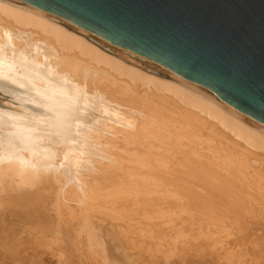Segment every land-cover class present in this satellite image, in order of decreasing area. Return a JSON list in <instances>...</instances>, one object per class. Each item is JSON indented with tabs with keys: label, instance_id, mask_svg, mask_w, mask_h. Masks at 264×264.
I'll list each match as a JSON object with an SVG mask.
<instances>
[{
	"label": "bare ground",
	"instance_id": "bare-ground-1",
	"mask_svg": "<svg viewBox=\"0 0 264 264\" xmlns=\"http://www.w3.org/2000/svg\"><path fill=\"white\" fill-rule=\"evenodd\" d=\"M15 41L43 67L34 69L43 84L28 88L55 95L64 116L77 111L75 134L82 142L95 133L89 130L95 124L123 135L136 126L137 132L126 136L137 148L124 155L121 168L126 162L133 167L122 175L103 172L95 178L87 167L74 169V144L59 166L55 153L28 133L23 136L27 129L21 127L20 142L0 148V264H48L41 250L56 256L52 264H173L178 256L179 264H188L189 234L202 229L200 234L215 237L223 218L264 221L259 122L59 15L21 0H0V79L12 81L16 64L27 66L19 62L24 50H15ZM0 139L7 141L10 134L0 131ZM59 171L69 190L63 202L48 196L51 211L40 212L37 192L45 187L52 193L61 184ZM96 210L101 217H120L107 222L108 240L93 231L108 220L94 218ZM188 222L191 231L185 232ZM163 225L175 233L167 245L155 232ZM128 235L132 243L124 244Z\"/></svg>",
	"mask_w": 264,
	"mask_h": 264
},
{
	"label": "water",
	"instance_id": "water-1",
	"mask_svg": "<svg viewBox=\"0 0 264 264\" xmlns=\"http://www.w3.org/2000/svg\"><path fill=\"white\" fill-rule=\"evenodd\" d=\"M180 75L264 126V0H21Z\"/></svg>",
	"mask_w": 264,
	"mask_h": 264
},
{
	"label": "rangeland",
	"instance_id": "rangeland-1",
	"mask_svg": "<svg viewBox=\"0 0 264 264\" xmlns=\"http://www.w3.org/2000/svg\"><path fill=\"white\" fill-rule=\"evenodd\" d=\"M15 35L17 34L15 33ZM19 42L20 41H15L13 43L15 47L13 48L23 51L24 49H21ZM6 52L8 53L9 51ZM32 57V54L29 55L27 52L25 53L24 50V54L20 59L23 60V62H19L27 65L25 67L28 68L25 69L23 66L18 67L19 64L17 65L15 62L14 64H16V67L12 73H10L11 76H13V80L7 81L0 79V118L3 123L2 126L0 125V131L5 130L10 134L9 140L5 139L7 141H3L0 139V141H2L0 148L6 149L5 146L9 148L12 142L15 143L20 140L21 136L19 137V132L21 133L20 128L22 127L27 129V132L23 134V136L28 133L33 139L37 140L36 143H38L40 147H45L44 149H50L52 153H55L54 156L58 165L65 161L64 155L69 152L72 144H74V158L72 159L75 166L74 169L78 170L81 167H87L89 170L88 174L91 172V175L95 178L103 172H110L112 174L117 172L119 175H122V172L133 167L132 163L129 162H126V166L123 168H121V164L125 162L124 155L137 148L134 141L128 138L126 134L128 132V134L131 135L132 132H137L138 128L136 126H130L128 130H125L126 134L123 135L124 131L120 132L119 129L107 131L95 124L89 129L95 133L88 134V137L85 135V142H82L78 134H75V129L77 127L75 122L79 116L77 111H67L64 116L65 111H63V105H60L61 102H55V95H50L48 97V93L45 94L46 92L39 95L34 90L28 88L27 84H33L34 86L43 84L41 83L42 80L38 79L36 70L34 71L36 68L40 69L43 67L37 65V62H34ZM26 61L32 63L30 64ZM34 77L36 78L34 79ZM133 90L137 91V88ZM47 92H49V90ZM50 98L52 101H50ZM113 101L114 105L117 104L115 100ZM149 101L158 102L159 100L157 99L155 101L151 99ZM111 104L108 106L112 111L113 108ZM55 120H63L65 124H56ZM51 125L52 127L50 128ZM55 132H57L56 135ZM132 134L134 135V133ZM44 149L41 151H44ZM257 161H259L260 165L263 164L261 160ZM132 169H130V171ZM59 172L62 174L58 175L56 180L61 182L62 186L56 183L55 178L51 177L54 183H56L52 193L45 187L37 192L40 193L37 198V202L41 203L39 207L37 206L40 212L46 211L47 213V211H51V204L48 202V196L53 197L55 202H63L62 196L69 190L68 187L70 185L67 184L65 173L62 171ZM23 188L29 190V186L27 185H23ZM50 202H52L51 199ZM87 205L88 204H85L84 206L86 207ZM99 212L100 211L97 210L95 211L94 218H108V220L101 222V225L97 224V226H94L93 231L97 234L99 233L108 240L105 230L107 222H119L120 217L115 215L101 217ZM179 218H191V216L182 215ZM223 219L227 221L217 223L221 228L215 237L205 235L207 233L203 235L200 234V230L201 233L204 231L202 229L198 230L199 234L197 235H194V233L189 234V239L186 241L187 246L185 248L187 263L264 264V221L254 223L251 219H240V221L230 218ZM178 222L181 223L180 220ZM191 223L192 222H188L183 226L185 232L191 231ZM155 232L159 233L162 238H166V242H164L165 245L171 243L172 239L175 237L174 231L169 229V226L163 225L155 229ZM122 234H124V232ZM123 241L124 244H131L132 237H129V235L128 237L124 236ZM134 252H136L135 249H132L130 253L134 254ZM38 253L43 254L42 258L44 261L49 258L47 259L48 264L56 262V256L52 255L50 251L41 250ZM173 260L177 262L173 264H179L178 261L180 257H175ZM169 263H172V260H170Z\"/></svg>",
	"mask_w": 264,
	"mask_h": 264
}]
</instances>
